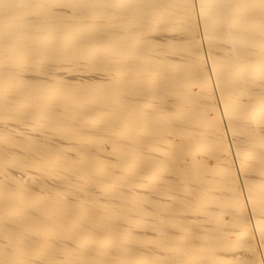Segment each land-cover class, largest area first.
<instances>
[{
	"label": "bare ground",
	"instance_id": "bare-ground-1",
	"mask_svg": "<svg viewBox=\"0 0 264 264\" xmlns=\"http://www.w3.org/2000/svg\"><path fill=\"white\" fill-rule=\"evenodd\" d=\"M0 264H264V0H0Z\"/></svg>",
	"mask_w": 264,
	"mask_h": 264
}]
</instances>
